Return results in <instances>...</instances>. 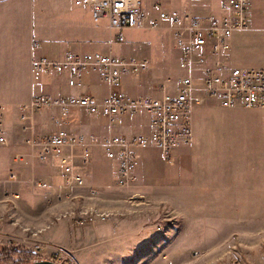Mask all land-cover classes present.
Instances as JSON below:
<instances>
[{"label":"rangeland","instance_id":"374dc122","mask_svg":"<svg viewBox=\"0 0 264 264\" xmlns=\"http://www.w3.org/2000/svg\"><path fill=\"white\" fill-rule=\"evenodd\" d=\"M146 1L153 14L156 3L165 9L211 14L221 2ZM29 2L0 0V127L8 138L0 143V254H4L0 263L17 257L58 264H264V108L198 109L191 150L168 160L158 149H148L152 159L140 161L143 179L130 187L113 183V171L102 165L97 148L91 164H80L76 170L85 186L72 192L64 186L63 170L62 184L53 187L42 164L20 160L30 156L21 132L20 106L33 95L31 43L37 41L29 36L33 18ZM54 4L55 0L37 4L36 22L55 27ZM77 13L73 6L58 15L73 21ZM78 15L95 27L109 25L107 18L96 19L91 12ZM260 15L264 25V4ZM121 32L124 41H118V31L112 30L113 54L150 57L152 83L173 81L184 73L177 69L180 56L169 27ZM244 58L235 53L234 64L264 67L263 35H251L250 60ZM32 180L48 186L39 188ZM212 183L223 190L249 186L250 201H214Z\"/></svg>","mask_w":264,"mask_h":264},{"label":"built area","instance_id":"2783aa9c","mask_svg":"<svg viewBox=\"0 0 264 264\" xmlns=\"http://www.w3.org/2000/svg\"><path fill=\"white\" fill-rule=\"evenodd\" d=\"M75 4L89 7L96 19L107 18L111 29L118 31L119 41L125 40L121 32L125 28L169 27L180 53L178 67L184 73L161 84L158 90L162 89L163 93L160 96H134L123 89V80L148 69L146 58L101 51L78 52L71 47L59 58L45 53L31 55L34 72L68 74L69 85L82 90L80 94L36 93L20 106L24 122L21 132L30 148L29 155L43 161L69 150V159L65 160L62 169L67 191L72 192L86 184L75 169V149H80L84 162L92 155L90 140L68 127L76 108L105 117L110 122L120 117L149 116V132L131 136L109 135L103 141L106 156L117 161L115 184L118 187H130L139 181V160L134 149L156 147L165 159L171 160L177 149L194 141L193 112L197 107L214 101L224 108H264V67L230 63L233 36L252 29L254 0H222L219 13L206 16L177 8L165 9L160 3L154 5L156 12L153 14L146 0H75ZM39 46L38 41L32 43L34 50ZM91 73H97L109 85L106 95L84 90V78ZM46 109H55L51 120L56 129L42 134L35 130L33 116ZM7 142L6 130L0 127V143ZM20 160L28 162L26 157L21 156ZM13 176V179L17 177L15 172H12ZM34 184L39 188L48 186L46 181H34ZM62 197L63 193L58 195V198ZM64 264L75 263L66 261Z\"/></svg>","mask_w":264,"mask_h":264},{"label":"crops","instance_id":"0c3cea01","mask_svg":"<svg viewBox=\"0 0 264 264\" xmlns=\"http://www.w3.org/2000/svg\"><path fill=\"white\" fill-rule=\"evenodd\" d=\"M30 1L28 3V8L31 11V27L29 30V36L34 40H37L40 42V46L37 49H31V55L34 53H45L51 57L59 58L62 55V52L67 49L68 47H71L75 51L78 52H89V51H101L103 53H111L113 54V46L115 45L112 41L113 39V33L110 25L108 27H100L97 25L89 24L88 22L84 21L78 14L81 16L89 13L91 9L86 6H77L75 4V0H55V6L54 11L56 13L55 18L57 21L55 22V27H47L46 25H42L40 20L36 22L35 19V10L36 5L39 4L41 6L42 3H45L48 0H27ZM222 1V0H221ZM11 1L3 4H8ZM70 4L71 7H75L77 11L80 13L75 14V18L72 20H64L59 18L60 16H63L65 12H68ZM221 4V2L219 3ZM218 4V8L216 9V12L212 13H219L220 11V5ZM264 4V0H254L253 5V22H252V29L245 33H237L233 36L232 39V49L230 51L231 59L230 63L233 66H238L234 64L235 61V53L239 52L243 55H245L244 59L250 60V38L251 35L254 34V32L260 33L264 36V25L262 24L261 18H260V10L262 5ZM3 6V5H2ZM42 9L47 10L46 7H42ZM41 8H38L39 14L42 12ZM69 9V10H68ZM179 9V8H177ZM181 10V9H180ZM75 11V10H74ZM190 11V10H188ZM193 14L198 16H206L210 14H202V13H195L191 11ZM211 13V14H212ZM59 14V15H58ZM32 20L33 24H32ZM109 23V22H108ZM167 28V27H163ZM75 29V30H71ZM161 29V28H160ZM171 38L172 37V34ZM117 39V34L115 35ZM118 40V39H117ZM173 40V39H172ZM119 41V40H118ZM32 44V43H31ZM30 44V45H31ZM173 46L174 50L177 52V58L180 56L179 51L176 49L174 40H173ZM31 47V46H30ZM249 52H248V51ZM242 51V52H241ZM118 55V54H115ZM123 57H128L124 55H120ZM134 57V56H131ZM31 58V57H30ZM134 58H146L149 61V67L145 71H143L139 75H132V76H126L123 80V89L130 94L134 96H143V95H155L160 96L163 93V90H157L155 88V85L163 81V83L166 82V78L162 79L161 81H156L152 83V74H154L155 70H151L152 61L150 57L148 56H141V57H134ZM177 69L180 71L178 67L177 62ZM153 71V72H152ZM33 79H32V90L33 95L36 93H47V94H80L82 93V90L78 87H72L68 83V74L58 75L53 73H37L33 71ZM170 77V76H169ZM85 91L98 94V95H106L109 92V85L104 82L97 73H91L88 74L85 78ZM211 102V101H209ZM205 103L204 105L197 107L193 112V129H194V135H196L195 132V112L204 107L208 106H214V107H221L216 105V103L213 101L212 103ZM211 104V105H210ZM243 107V106H239ZM224 108V107H221ZM238 108V107H236ZM55 109H46L43 110L36 115V131L38 133H49L56 129V126L51 120V114ZM68 127L73 130L74 132L80 133L85 135L90 140V146L92 150V154L94 149L98 152L100 150L101 157L103 158L104 162H102L103 166H109L111 167L113 171V183L115 184V174H116V168H117V161L114 159H110L106 156L104 149H103V141L104 139L109 135H115V134H123L131 136L135 133H147L150 131L151 125H150V118L148 115L141 114L136 117H120L117 120L110 122L107 118L102 116H96L93 114H90L85 109L76 108L73 110L72 117L70 120V124ZM194 138V143H195ZM193 145V142L191 143ZM191 144L185 145L180 147L176 150L174 157L181 156L184 157L187 154L186 148L190 149L193 147ZM150 148H156V147H149L146 149L136 148L134 149V153L137 156L139 160V167H138V173H139V179L142 178L141 169H140V161H150L152 159V156L150 155L148 149ZM157 149V148H156ZM159 150V149H158ZM29 154L30 150L28 148ZM94 151V152H95ZM159 152H161L159 150ZM162 158H164L163 154L161 153ZM69 150L65 149L64 153L60 156H53L48 157L46 160L40 161L35 160L31 155L29 156L27 164H32L37 162L38 164H42L47 173L48 180H51L53 183V187L61 183L62 184V177H61V170L63 169V164L66 159H69ZM173 157V158H174ZM92 158V155H91ZM165 159V158H164ZM73 161L75 163V169L78 170L80 167V164H91L90 160L88 162H84L83 159L80 156V149L76 148L75 153L73 156ZM17 162V161H16ZM18 165H23L19 162H17ZM94 164V162L92 163ZM60 168V173H58V169ZM219 171V170H218ZM214 175L212 176V178ZM184 185H185V179L183 178ZM214 183V182H213ZM212 183V185H213ZM214 186V185H213ZM214 191L216 192L214 195L216 196L212 200L214 201H250V188L249 186H245L243 188H228V189H221L219 187L214 186ZM56 191V189H55ZM211 195V194H209ZM211 200V198L209 199Z\"/></svg>","mask_w":264,"mask_h":264},{"label":"trees","instance_id":"16d2710c","mask_svg":"<svg viewBox=\"0 0 264 264\" xmlns=\"http://www.w3.org/2000/svg\"><path fill=\"white\" fill-rule=\"evenodd\" d=\"M0 255L4 256V254H0ZM32 260H34V258H30V259L21 258V259H18L17 257H15V258H12L11 261H9V263H5V264H24V263H28V262H30ZM0 264H3V263H0Z\"/></svg>","mask_w":264,"mask_h":264},{"label":"water","instance_id":"95a60500","mask_svg":"<svg viewBox=\"0 0 264 264\" xmlns=\"http://www.w3.org/2000/svg\"><path fill=\"white\" fill-rule=\"evenodd\" d=\"M24 264H58L53 260H49V259H34L28 263H24Z\"/></svg>","mask_w":264,"mask_h":264}]
</instances>
